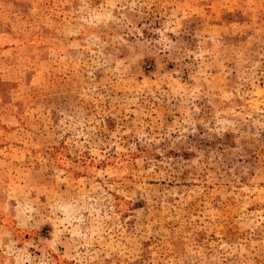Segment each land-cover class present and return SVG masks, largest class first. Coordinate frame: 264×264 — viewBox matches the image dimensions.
I'll list each match as a JSON object with an SVG mask.
<instances>
[{
    "label": "rangeland",
    "instance_id": "374dc122",
    "mask_svg": "<svg viewBox=\"0 0 264 264\" xmlns=\"http://www.w3.org/2000/svg\"><path fill=\"white\" fill-rule=\"evenodd\" d=\"M0 264H264V0H0Z\"/></svg>",
    "mask_w": 264,
    "mask_h": 264
}]
</instances>
